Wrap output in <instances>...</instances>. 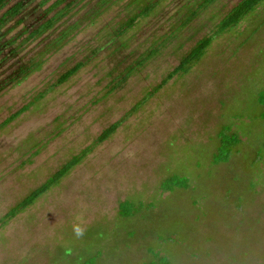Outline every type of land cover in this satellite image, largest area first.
<instances>
[{
	"label": "rangeland",
	"instance_id": "1",
	"mask_svg": "<svg viewBox=\"0 0 264 264\" xmlns=\"http://www.w3.org/2000/svg\"><path fill=\"white\" fill-rule=\"evenodd\" d=\"M19 1L22 12L0 24V218L92 148L58 185L0 222V264H88L93 256L96 264H264V3L221 33L240 0L203 8V0H64L53 11L59 0H8L0 18ZM146 5L149 15L122 31ZM61 9L52 29L29 36ZM205 36L213 40L201 60L155 91ZM34 61L41 68L21 78ZM116 121V132L96 142ZM223 127L240 143L228 162L214 163ZM171 174L188 186L162 190ZM127 199L142 207L123 217Z\"/></svg>",
	"mask_w": 264,
	"mask_h": 264
},
{
	"label": "trees",
	"instance_id": "2",
	"mask_svg": "<svg viewBox=\"0 0 264 264\" xmlns=\"http://www.w3.org/2000/svg\"><path fill=\"white\" fill-rule=\"evenodd\" d=\"M215 0H203L199 4V8H203L206 5L213 3ZM64 0H59L52 7L55 10ZM264 0H240L220 21L218 31L224 32L229 28L236 26L241 23L242 20L249 15L251 12L255 11ZM8 4V0H0V8H4ZM25 7L24 1H19L12 7H10L4 15L0 18V24L5 25L13 16L19 15ZM152 10V6L146 5L139 12L134 13L124 24L123 30L126 31L130 27L134 26L135 23L141 19L143 16L149 15ZM197 14V10H194L186 19L185 23L190 22L194 16ZM66 15L65 10H60L53 16L49 17L47 20L40 23L36 28L30 30L29 36L31 38H38L42 36L46 31L52 29L56 23ZM22 23V20L19 21ZM29 30V29H28ZM68 30L66 29L51 45V47L57 48L61 46L64 39L68 36ZM213 38L211 36H205L193 46V48L180 60L179 64L158 84L155 91L162 88L171 78L180 73H187L191 68L198 63L201 58L206 53L208 47L211 45ZM155 50L149 52L148 56L152 55ZM147 56V57H148ZM144 57L136 62V65H140L147 58ZM84 65V62H78L73 67L66 70L60 75L57 80V84H63L67 82L74 74H76L80 68ZM42 66L41 61L31 62L29 65L21 68L20 75L21 78H25L34 71L40 69ZM261 104H264V91L260 95ZM31 106V103L23 105L20 109L12 113L7 117L3 124L7 125L16 118H18L22 113L27 111ZM121 121H116L105 128L100 135L97 137L98 143L104 142L110 138L120 126ZM240 143V138L236 133H228L226 128H222L219 132V146L217 152L215 153L214 163L228 162L233 151ZM92 146H87L82 149L79 153L74 154L70 159H68L64 164L60 166L52 175H50L43 183L38 187L32 189L21 201L12 206L3 216L0 218L2 225H6L10 220L15 218L18 214L26 210L28 207L33 205L41 196L46 192L51 190L54 186L58 185L61 180L68 175L71 170L80 164L83 159L88 155ZM37 153V152H35ZM188 177L181 176L177 174H171L166 177L161 184V188L164 191H173L177 188H186L188 186ZM142 207V203L139 205L135 204L130 200H123L119 203V212L123 217H130L138 212V209ZM88 264H96V256L90 257L88 259ZM156 264H171V261L167 257H163L156 262Z\"/></svg>",
	"mask_w": 264,
	"mask_h": 264
}]
</instances>
